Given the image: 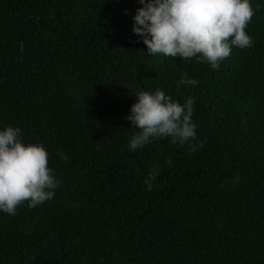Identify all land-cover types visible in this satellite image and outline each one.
<instances>
[{
  "label": "trees",
  "instance_id": "obj_1",
  "mask_svg": "<svg viewBox=\"0 0 264 264\" xmlns=\"http://www.w3.org/2000/svg\"><path fill=\"white\" fill-rule=\"evenodd\" d=\"M249 2L252 46L212 69L149 54L139 0H0V130L42 144L59 180L0 211V264H264V0ZM157 89L194 98L196 139L130 150V106Z\"/></svg>",
  "mask_w": 264,
  "mask_h": 264
},
{
  "label": "clouds",
  "instance_id": "obj_2",
  "mask_svg": "<svg viewBox=\"0 0 264 264\" xmlns=\"http://www.w3.org/2000/svg\"><path fill=\"white\" fill-rule=\"evenodd\" d=\"M139 3L142 7L136 10L133 31L142 37L151 55L196 58L218 69L233 46L244 49L253 44L245 31L254 14L249 0H139ZM22 46L23 42L21 50ZM197 83L184 73L177 86ZM135 96L126 116L137 129L129 141L130 150L162 137L181 145L196 139L193 97H187L181 104L159 89L140 91ZM20 134L21 129L11 125L0 130V211L9 215H15L25 202L32 209L51 200L59 186L48 166L45 147L24 143ZM189 148L197 150L192 144ZM58 155L67 160L63 153ZM166 163L171 165L172 161ZM158 174L152 172L146 177L148 190Z\"/></svg>",
  "mask_w": 264,
  "mask_h": 264
}]
</instances>
